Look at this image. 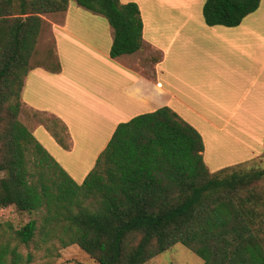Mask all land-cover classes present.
Wrapping results in <instances>:
<instances>
[{
  "label": "trees",
  "instance_id": "obj_1",
  "mask_svg": "<svg viewBox=\"0 0 264 264\" xmlns=\"http://www.w3.org/2000/svg\"><path fill=\"white\" fill-rule=\"evenodd\" d=\"M74 1L113 27L111 57L142 48L136 2ZM69 2L0 0V209L14 205L41 218L0 226V264H30L33 254L21 246L37 244V235L61 247L77 244L97 264H145L176 244L202 264H264V168L211 172L201 134L171 107L119 123L82 183L22 122L41 15L65 11ZM260 4L205 0L202 12L207 25L233 27ZM47 68L57 72L60 64Z\"/></svg>",
  "mask_w": 264,
  "mask_h": 264
},
{
  "label": "crops",
  "instance_id": "obj_2",
  "mask_svg": "<svg viewBox=\"0 0 264 264\" xmlns=\"http://www.w3.org/2000/svg\"><path fill=\"white\" fill-rule=\"evenodd\" d=\"M120 1L138 4L143 46L118 57L110 55L114 29L103 15L71 0L65 11L51 13L60 70L33 66L21 92L23 108L50 117L54 124L22 112V122L37 141L82 183L119 123L169 106L201 134L209 167L221 169L226 162L254 154L252 136L258 130L264 133L262 0L233 27L207 25L205 0ZM151 50L157 58L150 56ZM202 50L205 60L198 56ZM199 68L208 73L206 90L205 83L198 86L194 78L185 79ZM234 129L238 137L230 141L245 146L226 150L222 142ZM56 134L64 137L66 147Z\"/></svg>",
  "mask_w": 264,
  "mask_h": 264
},
{
  "label": "rangeland",
  "instance_id": "obj_3",
  "mask_svg": "<svg viewBox=\"0 0 264 264\" xmlns=\"http://www.w3.org/2000/svg\"><path fill=\"white\" fill-rule=\"evenodd\" d=\"M71 2L75 4L73 0H71ZM261 8L264 9V0H262ZM41 16L43 18V24L39 37L37 39L35 51L32 54L30 61L33 66L43 65L48 67L54 64V62L56 61L54 55L53 35L51 33V28H50V20L52 19V17H51V13H44ZM250 16L253 17L254 15H250ZM150 56L153 58H157L158 54L156 51L151 50ZM198 56L201 60H205V51L204 50L199 51ZM207 74L208 73L204 68H199L194 71V75L192 74L185 75V79L190 77L189 79L192 80L194 78L198 86H203V84L205 83L204 81L207 78ZM207 83L208 82H206L204 85L205 90ZM23 112L24 113L26 112L25 114L28 113L27 115L29 117L36 116L35 118H39L38 119L39 122H41L42 120L43 121L47 120L48 118L49 121L47 124L50 127L54 125L53 123H50L51 122L50 117L47 116L43 117L37 113L35 115L26 108H24ZM230 134L235 136L236 138L233 136L226 135L225 137L227 141L225 143L222 142V147H225L227 148L226 150H229L230 148L234 149V147L236 146H240V145L245 146L240 142H239L240 144H238V141L237 142L230 141V139L237 140L238 136L236 135L235 129ZM260 134L261 133L258 130L253 134L254 136H252L253 140L256 143L252 148V150H255L254 154H250V155L248 154L242 158L237 159L232 163L226 162V165L224 164L223 167L236 166L239 167L238 169L264 168V133L262 135ZM221 135L222 134H220V136ZM59 136L64 140V137H62L61 134ZM241 138L244 140L246 139L244 136ZM207 167L211 172L220 169V168L215 169L214 166L209 167L208 165ZM2 176H4V173H0V177ZM261 185L262 188L264 189V180L261 182ZM34 218L39 219V221L41 219L38 214L19 211L14 205H10L8 207H3L0 209V226L6 227L7 224H12L15 227H20L23 226L25 223H27L29 220ZM35 240L37 244L32 243L29 247H26L25 245L21 246V250L25 254L28 252H32L33 261L30 264H97L95 260L86 252H84L77 244H72L67 247H61V245L55 240L54 241L52 240L50 242L47 241L46 243H44L42 240H40L39 235L36 236ZM202 262H203L202 259L199 256H197L193 251H191L189 248L185 247L182 244H176L169 250L157 255L156 257L152 258L145 264H202Z\"/></svg>",
  "mask_w": 264,
  "mask_h": 264
}]
</instances>
